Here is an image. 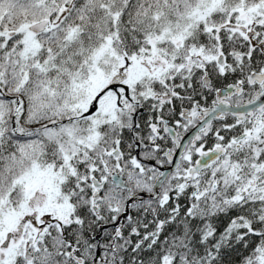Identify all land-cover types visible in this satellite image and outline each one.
Instances as JSON below:
<instances>
[{
  "label": "snow or ice",
  "instance_id": "6c2138e0",
  "mask_svg": "<svg viewBox=\"0 0 264 264\" xmlns=\"http://www.w3.org/2000/svg\"><path fill=\"white\" fill-rule=\"evenodd\" d=\"M0 264H264V0H0Z\"/></svg>",
  "mask_w": 264,
  "mask_h": 264
}]
</instances>
